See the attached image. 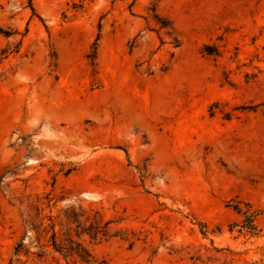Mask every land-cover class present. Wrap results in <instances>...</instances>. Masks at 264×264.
<instances>
[{"label": "rangeland", "instance_id": "374dc122", "mask_svg": "<svg viewBox=\"0 0 264 264\" xmlns=\"http://www.w3.org/2000/svg\"><path fill=\"white\" fill-rule=\"evenodd\" d=\"M18 259L264 264V0H0Z\"/></svg>", "mask_w": 264, "mask_h": 264}, {"label": "trees", "instance_id": "16d2710c", "mask_svg": "<svg viewBox=\"0 0 264 264\" xmlns=\"http://www.w3.org/2000/svg\"><path fill=\"white\" fill-rule=\"evenodd\" d=\"M50 241H51L52 243H51V245H49V246H52V247L54 248L55 252H60V253H63V254L66 255V252H65L66 247H64L62 244H59V243H58V240H57V238H56V233H54V234L51 236ZM49 246H48V247H49ZM45 247H46V246H43V248H45ZM20 249H22L21 246H19L18 249H17V253H16L17 256H19L18 253L22 252ZM43 253H44V252H42V254H43ZM83 258H84V256H83ZM85 258H86V257H85ZM86 260H87V259H86ZM87 261H88V260H87ZM11 264H21V260L18 259L16 263L12 262Z\"/></svg>", "mask_w": 264, "mask_h": 264}]
</instances>
